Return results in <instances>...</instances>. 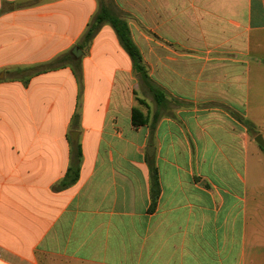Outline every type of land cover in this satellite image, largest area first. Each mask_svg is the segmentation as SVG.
<instances>
[{"label":"crops","instance_id":"0c3cea01","mask_svg":"<svg viewBox=\"0 0 264 264\" xmlns=\"http://www.w3.org/2000/svg\"><path fill=\"white\" fill-rule=\"evenodd\" d=\"M110 2L149 81L103 0H0V264H264V0Z\"/></svg>","mask_w":264,"mask_h":264},{"label":"trees","instance_id":"16d2710c","mask_svg":"<svg viewBox=\"0 0 264 264\" xmlns=\"http://www.w3.org/2000/svg\"><path fill=\"white\" fill-rule=\"evenodd\" d=\"M105 24H109L114 29L118 41L120 42L121 46L126 51V53L130 56L136 72L141 76V78L144 81H149V74L144 65L142 53L132 38L127 17L124 15L122 16L115 15L111 11V9L104 3H101L99 11L96 13V15L92 18L91 22L89 23L88 29L83 36V40L80 47L84 48L87 44H90L93 38L100 31L101 27ZM72 61L73 59L70 54L59 56L52 62L44 65L41 71H36L33 74H38L41 72L58 69L60 67H63L71 63ZM76 64L80 66V62H76ZM78 77L80 78L81 76L78 75ZM151 91L155 94L158 103L161 102L162 98L164 99L163 94L159 89L152 87ZM239 119L243 124H245L248 127L250 133H254L256 131V127L252 122L245 121L241 117ZM262 150H264L263 147ZM81 158H82V152L80 147L78 146L74 152L72 165L68 170V174L66 178L60 183V187L62 188L69 187L70 185L74 184L77 181L80 171ZM151 171L153 173L156 172V168L154 165L151 166Z\"/></svg>","mask_w":264,"mask_h":264},{"label":"water","instance_id":"95a60500","mask_svg":"<svg viewBox=\"0 0 264 264\" xmlns=\"http://www.w3.org/2000/svg\"><path fill=\"white\" fill-rule=\"evenodd\" d=\"M82 51L79 49V48H75L74 50H73V55L76 57V58H78V57H80L81 55H82ZM73 138H75V135H73ZM256 142H257V144H259L260 146H262L263 148H264V141H262V138L260 139V137L259 138H257L256 139Z\"/></svg>","mask_w":264,"mask_h":264},{"label":"rangeland","instance_id":"374dc122","mask_svg":"<svg viewBox=\"0 0 264 264\" xmlns=\"http://www.w3.org/2000/svg\"><path fill=\"white\" fill-rule=\"evenodd\" d=\"M104 3L111 9V11L115 14V15H118V16H121L120 12L118 11V9H115L110 0H103ZM255 134H258L257 132ZM257 136V135H256Z\"/></svg>","mask_w":264,"mask_h":264}]
</instances>
